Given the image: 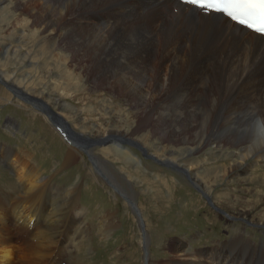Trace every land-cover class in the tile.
<instances>
[{
    "label": "rangeland",
    "instance_id": "374dc122",
    "mask_svg": "<svg viewBox=\"0 0 264 264\" xmlns=\"http://www.w3.org/2000/svg\"><path fill=\"white\" fill-rule=\"evenodd\" d=\"M22 4L18 0L0 2V76L7 79L0 80V153L21 154L22 159L25 154L31 156L28 164L48 185L62 189L81 183L80 196L72 201L79 213L71 231L76 236L75 249L62 264H143V244L150 264L170 263L185 248L199 252L205 260L215 254L228 262L233 258L244 264H264V257L251 261L253 253L245 249L246 243L254 245L256 252L264 249V158L248 157L238 167L236 153L241 144L227 140L230 132L239 130L231 128V117L242 116L249 108L225 110L208 124L182 126L178 137L179 130L158 121L150 108L136 106L122 91L94 85L86 70L88 60L74 59L72 47L62 41L64 30L56 25L45 27L42 0H27L30 7L26 9ZM203 77L208 83L212 80V76ZM14 84L30 98L42 99L33 102L36 107L43 102L50 107L52 118H65L77 137L83 135L81 145L76 142L79 150L72 162H66L69 146L49 123L47 110L39 113L30 102L17 98L7 88L19 93ZM234 87L229 93L236 95ZM255 98L249 99L247 107ZM231 103H236L234 98ZM112 131L127 133L162 162L172 159L192 171L183 173L169 162L164 166L123 144L90 147L93 139L107 138ZM243 144H249L248 140ZM14 164L0 157L4 194H16L19 189L10 167ZM50 187L43 190L46 202L57 196ZM121 194L134 198L141 212L146 230L143 240L140 225ZM207 195L228 215L211 208ZM104 216L114 226L100 232ZM66 217L75 219L70 213Z\"/></svg>",
    "mask_w": 264,
    "mask_h": 264
},
{
    "label": "bare ground",
    "instance_id": "6f19581e",
    "mask_svg": "<svg viewBox=\"0 0 264 264\" xmlns=\"http://www.w3.org/2000/svg\"><path fill=\"white\" fill-rule=\"evenodd\" d=\"M18 1L23 2L25 9L30 7L27 0ZM42 21L47 28L56 25L64 30L62 41L72 47L74 59L88 60L86 70L94 85L122 91L136 106L150 108L158 121L179 130L178 137L183 132L182 126L215 122L223 111L245 105L249 110L229 121L231 128L239 130L230 132L227 140L242 147L236 153L239 156L236 166L243 165L248 157L264 158V36L238 27L219 13H207L177 0H42ZM203 76L207 79L212 76V80L208 83L202 80ZM4 79L0 76V80ZM235 85L236 95L230 94ZM12 86L18 94L29 97L18 85ZM233 98L235 104L231 103ZM252 98L257 100L256 104L247 107ZM40 104L37 108L42 110ZM247 125L249 129L245 128ZM109 133L107 137L128 135ZM77 135L74 132L70 139H84L83 135ZM245 140L249 144H243ZM73 142L67 150L66 162L79 150ZM12 154L0 153L3 161L16 162L10 167L19 185L16 194H4L5 189L0 188V264H60L62 254L75 249L71 231L79 218L78 208L72 206L76 187L60 189L51 185L57 196L46 202L43 190L50 185L48 181L42 182L38 172L28 164L31 156L25 154L22 159L21 154L18 157ZM94 157L103 165L99 157ZM166 162L176 164L187 174L192 171L175 160ZM134 207L137 208L136 203ZM68 213L75 219L66 217ZM110 220L104 216L100 232L114 226ZM144 227L140 231L146 235ZM245 246L253 253L251 261L256 256L263 259L264 249L256 252L251 247L254 245ZM198 253L185 248L164 264L216 263L213 255L207 256V261ZM143 264H150L148 250Z\"/></svg>",
    "mask_w": 264,
    "mask_h": 264
},
{
    "label": "snow or ice",
    "instance_id": "6c2138e0",
    "mask_svg": "<svg viewBox=\"0 0 264 264\" xmlns=\"http://www.w3.org/2000/svg\"><path fill=\"white\" fill-rule=\"evenodd\" d=\"M201 10L216 11L257 34H264V0H190Z\"/></svg>",
    "mask_w": 264,
    "mask_h": 264
},
{
    "label": "water",
    "instance_id": "95a60500",
    "mask_svg": "<svg viewBox=\"0 0 264 264\" xmlns=\"http://www.w3.org/2000/svg\"><path fill=\"white\" fill-rule=\"evenodd\" d=\"M54 119L55 120H58V117H54ZM62 130V129H61ZM69 129H67V135L68 136H72L73 135V133H71V135L69 134ZM64 134H66L65 132H64ZM73 139H74V137H72ZM127 139H130L129 137H126L124 134H122L120 137H113L111 140L112 141H115V142H122V141H126ZM76 140V139H75ZM106 143V141H103V142H99V141H96V140H93L92 141V144H105ZM138 146L139 147H141L142 148V146L140 145V144H138ZM142 150V152H143V155L144 156H146V157H149V158H151V159H153V160H155V161H158V162H160L161 164H163V165H167V166H169V163L168 162H161V161H159V159H157L154 155H152V154H147L146 153V150L144 149V148H142L141 149ZM170 166H172V165H170ZM174 167V166H173ZM176 168H179V167H177L176 166ZM180 169V168H179ZM180 170H182V172L184 173V170L183 169H180ZM124 198H126V200H127V202H128V204H130L131 206H133V202L132 201H130V199L128 198V197H126V196H124V195H122Z\"/></svg>",
    "mask_w": 264,
    "mask_h": 264
}]
</instances>
